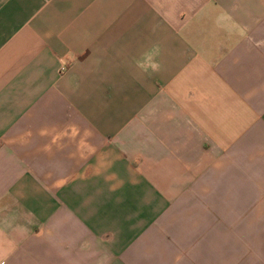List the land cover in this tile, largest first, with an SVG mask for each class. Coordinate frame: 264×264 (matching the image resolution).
I'll return each mask as SVG.
<instances>
[{"label": "crops", "instance_id": "1", "mask_svg": "<svg viewBox=\"0 0 264 264\" xmlns=\"http://www.w3.org/2000/svg\"><path fill=\"white\" fill-rule=\"evenodd\" d=\"M0 264H264V0H0Z\"/></svg>", "mask_w": 264, "mask_h": 264}, {"label": "clouds", "instance_id": "2", "mask_svg": "<svg viewBox=\"0 0 264 264\" xmlns=\"http://www.w3.org/2000/svg\"><path fill=\"white\" fill-rule=\"evenodd\" d=\"M144 71H151L153 73L161 70V65L154 60L152 56L146 58V64L140 65Z\"/></svg>", "mask_w": 264, "mask_h": 264}]
</instances>
